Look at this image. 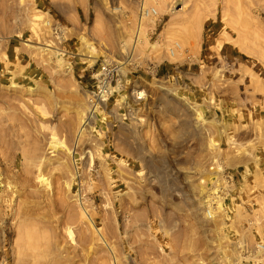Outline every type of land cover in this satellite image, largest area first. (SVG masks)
<instances>
[{
    "label": "rangeland",
    "instance_id": "obj_1",
    "mask_svg": "<svg viewBox=\"0 0 264 264\" xmlns=\"http://www.w3.org/2000/svg\"><path fill=\"white\" fill-rule=\"evenodd\" d=\"M145 1L0 0V264H264V0H147L126 65Z\"/></svg>",
    "mask_w": 264,
    "mask_h": 264
},
{
    "label": "bare ground",
    "instance_id": "obj_2",
    "mask_svg": "<svg viewBox=\"0 0 264 264\" xmlns=\"http://www.w3.org/2000/svg\"><path fill=\"white\" fill-rule=\"evenodd\" d=\"M147 1V0H146ZM145 1V2H146ZM145 6L143 7V13L142 15L140 16V23H139V26H138V30L136 32V35H135V38L133 40V44H132V49H131V52L128 53V57L125 61L126 65H129L132 60H133V57L135 55V52L136 50L138 49L139 47V44L142 42V36H143V24H144V21H146L147 19H149V16H150V11L147 9L146 5H147V2L146 3H143ZM142 4V5H143ZM122 45H123V48H125L126 51H128L127 48H129V46L131 45V41H127V40H123L122 41ZM179 45V44H178ZM57 52V49L55 50ZM172 53L175 54L174 50H172ZM94 62L96 61V58L92 59ZM126 68V66H125ZM124 69V68H123ZM125 70V69H124ZM125 72V71H124ZM143 93L142 91L139 92V94ZM124 106H127L128 105V96L126 95H123L121 96V100H120ZM108 101H103L101 103V106H99L96 110L97 112H99L100 114L102 112H105L107 111V106H108ZM198 115L201 119H204L203 118V114L201 112L198 111ZM98 117V115L95 113L94 110L91 111V114L89 115V118L88 120H93V119H96ZM40 169V168H39ZM39 177H40V180L43 184L46 185H49L50 182H49V179L48 178H45V176L40 173L39 174ZM213 179L214 180H217V178L215 176H213ZM220 207H221V204H220ZM70 234L72 235V230H69ZM18 247H20V245L18 244Z\"/></svg>",
    "mask_w": 264,
    "mask_h": 264
},
{
    "label": "built area",
    "instance_id": "obj_3",
    "mask_svg": "<svg viewBox=\"0 0 264 264\" xmlns=\"http://www.w3.org/2000/svg\"><path fill=\"white\" fill-rule=\"evenodd\" d=\"M119 69V63L113 59L102 61L97 72L96 89L90 94V105L93 109L99 107L103 101H108L112 96V82L119 76Z\"/></svg>",
    "mask_w": 264,
    "mask_h": 264
}]
</instances>
